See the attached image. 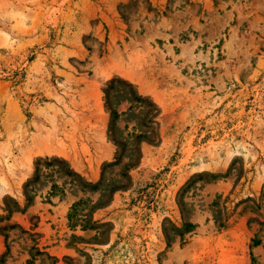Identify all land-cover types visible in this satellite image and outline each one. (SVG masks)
<instances>
[{"label":"rangeland","instance_id":"obj_1","mask_svg":"<svg viewBox=\"0 0 264 264\" xmlns=\"http://www.w3.org/2000/svg\"><path fill=\"white\" fill-rule=\"evenodd\" d=\"M0 264H264V0H0Z\"/></svg>","mask_w":264,"mask_h":264},{"label":"trees","instance_id":"obj_2","mask_svg":"<svg viewBox=\"0 0 264 264\" xmlns=\"http://www.w3.org/2000/svg\"><path fill=\"white\" fill-rule=\"evenodd\" d=\"M190 226H191V224H189V223H185V224H184V229L187 228V227H190Z\"/></svg>","mask_w":264,"mask_h":264}]
</instances>
